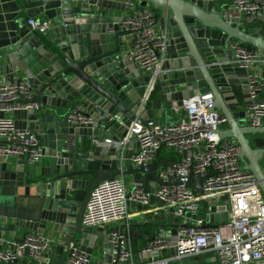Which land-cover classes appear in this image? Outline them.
Masks as SVG:
<instances>
[{
    "label": "water",
    "instance_id": "1",
    "mask_svg": "<svg viewBox=\"0 0 264 264\" xmlns=\"http://www.w3.org/2000/svg\"><path fill=\"white\" fill-rule=\"evenodd\" d=\"M35 1L49 12L52 25L43 32L27 26L19 29L0 58V78L5 84L25 82L27 93L19 96L20 107L12 118L16 127L34 132L43 145L45 162L25 172L22 156L15 163L0 157V185L21 187L25 195L40 199L33 207L35 219L23 224L35 234H44L49 228L59 235V241L55 249L38 257L16 250L10 243L16 257L6 264H72L69 253L62 254L69 241L91 257L101 245L97 264H111L109 230L103 236V225L85 226L82 218L91 191L102 181L132 176L134 187L157 189L153 185L160 182L156 173L160 150L151 162L136 166L130 159L134 151L117 145L133 122L145 124L150 119L145 103L153 92L160 95L162 106L174 110L182 108L183 99L211 93V109H220L227 119L228 128L219 129L220 136L236 141L243 168L254 175L264 194V125L250 126L244 118L247 111L238 109L233 87L239 86L247 105V72L232 62L231 48L238 42L264 58V18L227 22L219 0ZM131 1L154 10L158 33L166 31L169 40L165 60L153 77L124 52L121 38L132 32L121 27V21ZM258 74L264 77V63ZM73 108H80L97 125L68 122L66 113ZM77 137L108 139L112 145L91 140L79 149ZM135 145L138 147L137 142ZM168 163L169 159L162 165ZM208 176L189 172L186 185L201 197ZM171 183L178 185L179 181L171 177ZM200 202L211 223L224 222L228 204L217 205L214 197ZM171 226L172 235L163 237L169 241L168 254L174 256L177 233L188 225L174 222ZM199 255L184 256L179 264H217L216 260L205 262Z\"/></svg>",
    "mask_w": 264,
    "mask_h": 264
},
{
    "label": "built area",
    "instance_id": "2",
    "mask_svg": "<svg viewBox=\"0 0 264 264\" xmlns=\"http://www.w3.org/2000/svg\"><path fill=\"white\" fill-rule=\"evenodd\" d=\"M129 4V13L121 21V27L132 32L133 42L125 54L153 77L165 60L169 40L166 31L157 32V17L152 8L139 6L136 1ZM222 16L232 23L262 19L264 0H226ZM26 25L32 31L43 32L52 23L31 17L26 20ZM231 48L232 62L247 72V119L250 126L260 127L264 120V77L259 76L258 67L264 63V58L258 51L247 50L238 42ZM23 93H27L25 82L5 84L0 79V139H5L0 146V157L22 156L26 165L33 166L43 158V145L34 132L16 127L12 118L13 111L20 107L17 100ZM212 105L211 93L195 94L182 100V118L169 124L153 119H148L145 124L133 122L127 135L118 142L121 150L131 139L138 143L130 157L136 166L151 162L156 151L161 149L172 152L175 159L170 158L168 164L159 165L156 173L160 182L155 190L141 186L127 189L122 176L100 182L90 193L82 223L85 226H110L128 217L129 202L150 205L155 200L159 209L169 211L188 227L177 233L174 256H160L161 251L169 248V241L163 236H155L141 249V254L147 258H141L138 263L133 260L126 232L113 227L108 233L111 264H179L180 258L207 250L214 252L217 264L264 261V194L254 175L243 168L239 145L220 136L218 130L227 119L216 109L212 110ZM66 119L73 124L96 125L80 108L69 110ZM93 142L99 143L96 139ZM104 143L112 144L108 139ZM189 172L195 176L209 174L203 180L201 197L186 185ZM171 177H176L179 184H172ZM212 197L215 200L224 198L229 206L222 223H211L202 213L200 200ZM51 243L52 239L43 234H28L13 245L16 250H27L30 256L38 257ZM67 252L72 264H91V256L79 246L70 244ZM15 257L16 251L10 247L0 250V264Z\"/></svg>",
    "mask_w": 264,
    "mask_h": 264
},
{
    "label": "crops",
    "instance_id": "3",
    "mask_svg": "<svg viewBox=\"0 0 264 264\" xmlns=\"http://www.w3.org/2000/svg\"><path fill=\"white\" fill-rule=\"evenodd\" d=\"M226 4V0H219V5L223 8ZM129 11L124 12V17L127 16ZM117 14H119L117 12ZM44 18L52 23V18L49 12L42 6L40 1L35 0H0V55L1 58L5 56V48L12 42V37H14L19 29L26 25V20L28 18ZM28 27V26H27ZM157 32L160 29V25H156ZM122 43L125 45L124 52L127 47H129L133 42V34L125 35L122 38ZM1 79V78H0ZM236 99L240 103L241 109L245 111L246 104L243 103V96L239 86L233 87ZM145 108L149 113L150 119H153L159 123L169 124L176 121L184 116V111L182 108L179 110H174L173 108H165L161 105L160 95L157 92H153L147 102L145 103ZM221 113L220 109H216ZM222 114V113H221ZM248 122L247 117H244ZM97 125V123H96ZM264 125V120L262 122ZM228 128L227 122L220 127V129ZM77 145L79 149H83L86 145L93 139L87 137H77ZM106 140V139H105ZM104 139L98 138L100 144L104 146H111L112 144H105ZM235 141L234 139H227ZM236 142V141H235ZM0 139V144H3ZM136 141L131 139L129 144L126 146L127 149L135 151L137 146ZM1 146V145H0ZM163 151L162 149L160 152ZM159 152V154H160ZM158 157V156H157ZM172 156L167 157L168 159ZM11 161L15 163L16 157H10ZM45 162V157L41 159L37 166H42ZM24 168L27 172L31 166L26 165L25 161ZM85 178L92 181L91 176H85ZM124 181L127 189H132L134 187L132 176H124ZM129 187V188H128ZM154 188L158 187V183H154ZM84 191L80 192L81 196L84 195ZM217 205H225V199H216ZM40 199L36 197L27 196L24 194L21 187H16L15 185H0V246L2 249L10 247V243L14 244L20 241L25 235L35 234L30 229L25 227L24 221L35 219L37 216L35 214L36 209L33 207L37 206ZM159 203L153 200L150 205H139L133 202H129L127 205L128 217L119 221L113 225L103 226V236L107 230H111L113 227H118L126 232L129 246L132 251L133 260L135 263L141 261V258L146 259L145 255L141 254V249L146 245V243L155 236H163L167 233L168 238L172 235L170 234L172 230L171 224L174 222H181L180 220L174 218L171 213L167 210L159 209ZM208 207V206H207ZM208 217V216H207ZM45 230L43 235L48 236L52 239V243L49 250H53L58 245L59 235L52 233L50 230ZM166 238V237H165ZM168 238H166L168 240ZM97 243H100V241ZM72 244V241L66 242L62 248V254L67 253L68 245ZM45 251L44 253H46ZM61 255H57L60 258ZM160 256L163 258H168V249L161 251ZM200 258L205 261L212 263L215 261L214 252L211 250L204 251L200 253ZM102 257L101 245L97 246L91 257V264H97V260ZM1 264H6L3 262Z\"/></svg>",
    "mask_w": 264,
    "mask_h": 264
},
{
    "label": "trees",
    "instance_id": "4",
    "mask_svg": "<svg viewBox=\"0 0 264 264\" xmlns=\"http://www.w3.org/2000/svg\"><path fill=\"white\" fill-rule=\"evenodd\" d=\"M162 150L163 151H161L157 157V160H158L160 165H162L166 161L167 157L172 156V155L174 156V154L172 152L167 151L165 149H162ZM172 159H175V157H173Z\"/></svg>",
    "mask_w": 264,
    "mask_h": 264
},
{
    "label": "rangeland",
    "instance_id": "5",
    "mask_svg": "<svg viewBox=\"0 0 264 264\" xmlns=\"http://www.w3.org/2000/svg\"><path fill=\"white\" fill-rule=\"evenodd\" d=\"M129 188V187H128Z\"/></svg>",
    "mask_w": 264,
    "mask_h": 264
}]
</instances>
